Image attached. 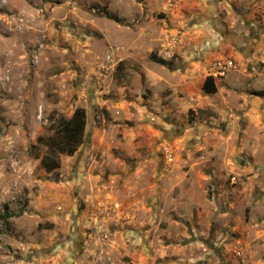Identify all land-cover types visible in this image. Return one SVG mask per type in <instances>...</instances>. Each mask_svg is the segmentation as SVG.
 I'll return each instance as SVG.
<instances>
[{"label": "rangeland", "instance_id": "obj_1", "mask_svg": "<svg viewBox=\"0 0 264 264\" xmlns=\"http://www.w3.org/2000/svg\"><path fill=\"white\" fill-rule=\"evenodd\" d=\"M139 1L0 0V264H132L121 258L119 245L127 240L121 224L127 198L143 203L135 232L143 230L154 264L249 260L233 251L242 248L234 228L240 230L254 212L264 214L262 208L251 211L257 191L241 192L243 176L220 167L215 135L201 144L202 120L183 149L155 153L156 176L152 163L141 175L132 165L135 159L123 157V132L134 133V120L116 119L111 130V117L104 125L96 120L106 133L100 149L88 142L71 157L48 150L59 119H69L75 109L83 108L89 119L91 100L96 107L125 103L126 85L133 88L131 96H139V70L157 64L150 60L157 51L148 55L125 44L158 37L151 27L142 34L123 23L120 14L128 3L135 10ZM205 1L209 21L216 23L220 16L237 26L249 20L264 33V0ZM89 132L86 127L85 135ZM160 143L165 144L163 138ZM45 157L57 160L58 169L46 172L40 163ZM226 160L230 166L234 162ZM126 179L133 184L128 192ZM128 242L136 247L131 238ZM163 252L166 256L159 257Z\"/></svg>", "mask_w": 264, "mask_h": 264}, {"label": "crops", "instance_id": "obj_2", "mask_svg": "<svg viewBox=\"0 0 264 264\" xmlns=\"http://www.w3.org/2000/svg\"><path fill=\"white\" fill-rule=\"evenodd\" d=\"M236 1L241 5L240 0ZM139 3L141 6L133 8L135 10L128 3L125 14H120L123 23L138 27L142 34L146 33V26L151 27L158 37L151 38V41L139 39L125 45L137 50L141 48L148 55L157 51V58L168 63V71H164L165 65L159 64L143 68L139 70L138 97L131 96L133 88L126 85L123 93L129 99L125 103H113L111 106L103 103L94 107L87 119L91 149L102 148L106 137V133L103 136L98 129L96 120L101 118L104 125L111 117L109 130L115 128L116 119L134 120V133L125 129L123 132L127 136L126 141L120 143L123 157L135 159L132 165L141 175L145 173L143 169L152 163L153 175L156 176L159 171L154 165L155 153L161 148L167 151V147L172 151L183 149L192 135L191 129L202 120L206 127L204 136L198 138L201 144L207 145L208 137L216 136V145L220 147L222 156L220 167H226L233 173L236 170L243 176L241 192L251 187L258 195L257 200L250 203L251 211L262 208L264 212V98L261 96L264 93V39L260 38H264V33L260 24L242 20L240 25H229L217 16L215 25L204 14L205 0H140ZM190 18L196 21L185 22ZM210 30L214 36H209ZM212 59L233 60L236 68L220 81L213 79L215 92L210 94L204 90V83L208 77L209 64L206 63ZM98 107L102 109V115H99ZM131 108L135 114L131 113ZM193 117V124H189ZM211 125H214L212 130ZM161 138L165 144L160 143ZM228 156L236 167L233 163L231 166L227 164L231 162L226 160ZM132 186L128 179L123 182L125 192ZM142 206L143 203L135 198H127L121 204L124 215L121 224L126 227L127 240H120V255L132 264H154L148 250L151 246L145 245L147 238L143 230L135 232V223L140 222L137 215L144 212L140 210ZM234 230L239 233L238 243L242 246L233 249L235 255L241 257L245 253L250 256L249 260L241 262L264 264V214L252 213L245 226ZM128 238L136 244L134 249L130 248ZM145 251L148 255H144ZM109 252L115 253L114 250ZM163 253L159 257L165 255Z\"/></svg>", "mask_w": 264, "mask_h": 264}, {"label": "trees", "instance_id": "obj_3", "mask_svg": "<svg viewBox=\"0 0 264 264\" xmlns=\"http://www.w3.org/2000/svg\"><path fill=\"white\" fill-rule=\"evenodd\" d=\"M150 60L159 65L166 64L163 60L157 58L153 54L150 55ZM204 90L210 94L215 92L212 77L206 78ZM86 127V111L83 108L75 109L69 119H59L54 136L48 138V150L55 154L71 157L77 149L82 146ZM37 141L42 142L40 138H38ZM40 163L46 172H51L59 167L58 161L49 157L42 158Z\"/></svg>", "mask_w": 264, "mask_h": 264}, {"label": "built area", "instance_id": "obj_4", "mask_svg": "<svg viewBox=\"0 0 264 264\" xmlns=\"http://www.w3.org/2000/svg\"><path fill=\"white\" fill-rule=\"evenodd\" d=\"M236 68V64L230 59H216L210 62L208 66V77L216 80L224 79L227 73ZM264 98V93L261 95ZM235 178L231 177V182L235 183Z\"/></svg>", "mask_w": 264, "mask_h": 264}, {"label": "water", "instance_id": "obj_5", "mask_svg": "<svg viewBox=\"0 0 264 264\" xmlns=\"http://www.w3.org/2000/svg\"><path fill=\"white\" fill-rule=\"evenodd\" d=\"M213 9H215V7H213ZM87 12L92 14V12H91L90 10H89V11L87 10ZM94 107H95V101H94V100H91V103H90V110H89V111H90V112H93ZM87 128H88V126H87ZM88 142H89V133H87V134L85 135V137H84V142H83L82 146H87ZM68 261L71 262V257L68 259Z\"/></svg>", "mask_w": 264, "mask_h": 264}]
</instances>
